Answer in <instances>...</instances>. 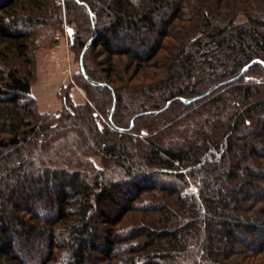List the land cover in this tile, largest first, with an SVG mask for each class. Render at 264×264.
<instances>
[{"label":"trees","instance_id":"1","mask_svg":"<svg viewBox=\"0 0 264 264\" xmlns=\"http://www.w3.org/2000/svg\"><path fill=\"white\" fill-rule=\"evenodd\" d=\"M60 1L0 0V264L264 255V78H242L264 75V0ZM47 20L72 31L87 83L57 113L32 95Z\"/></svg>","mask_w":264,"mask_h":264},{"label":"rangeland","instance_id":"2","mask_svg":"<svg viewBox=\"0 0 264 264\" xmlns=\"http://www.w3.org/2000/svg\"><path fill=\"white\" fill-rule=\"evenodd\" d=\"M64 6V0L60 1ZM65 20V18H64ZM238 23L246 22L243 16L238 17ZM48 25L41 26L36 29V44L35 48V70L36 78L32 86V95L36 99L37 107L40 113H57L62 108V98L65 95H70L74 104L87 103V83L80 76L79 55L80 49L72 46L67 25L60 24L54 30L50 27L51 22L47 20ZM77 32L87 30L88 24L82 13L76 14L75 23L72 24ZM64 26V27H63ZM54 30L53 34L52 31ZM89 36V35H88ZM87 36V37H88ZM56 40V41H55ZM93 57L92 49H89L86 55L89 62V69L96 70L98 74H103L106 66L98 65L101 59L95 61V66L90 63V58ZM95 60V59H94ZM91 67V68H90ZM117 71L123 78H128L133 71L126 73L125 60L118 59ZM244 80L256 81L261 83L264 75L262 71L250 70L242 76ZM135 84L129 85L133 86ZM121 92L128 101L133 102L135 107L140 103L142 95L137 90L126 89L125 84H119ZM131 91V92H130ZM94 94V92L92 93ZM97 101L101 100L104 103L105 97L99 94H94ZM131 99V100H130ZM57 110V111H56ZM98 110L99 107H98ZM103 111V110H102ZM129 109H119V113L126 114ZM96 166L100 167L102 160L99 156L93 158ZM193 189V188H191ZM251 264H264V255L254 257L248 260Z\"/></svg>","mask_w":264,"mask_h":264},{"label":"water","instance_id":"3","mask_svg":"<svg viewBox=\"0 0 264 264\" xmlns=\"http://www.w3.org/2000/svg\"><path fill=\"white\" fill-rule=\"evenodd\" d=\"M68 32H69V34H71V33H72V31H71V30H68Z\"/></svg>","mask_w":264,"mask_h":264},{"label":"crops","instance_id":"4","mask_svg":"<svg viewBox=\"0 0 264 264\" xmlns=\"http://www.w3.org/2000/svg\"><path fill=\"white\" fill-rule=\"evenodd\" d=\"M57 111V110H56Z\"/></svg>","mask_w":264,"mask_h":264}]
</instances>
